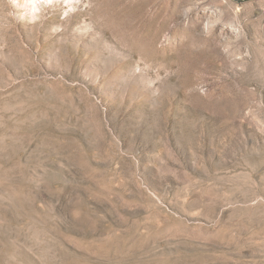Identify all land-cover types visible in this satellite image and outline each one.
<instances>
[{"label": "rangeland", "instance_id": "rangeland-1", "mask_svg": "<svg viewBox=\"0 0 264 264\" xmlns=\"http://www.w3.org/2000/svg\"><path fill=\"white\" fill-rule=\"evenodd\" d=\"M0 264H264V0H0Z\"/></svg>", "mask_w": 264, "mask_h": 264}]
</instances>
